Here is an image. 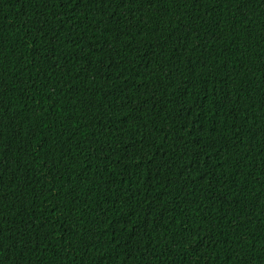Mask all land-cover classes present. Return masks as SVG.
Segmentation results:
<instances>
[{"label":"trees","instance_id":"obj_1","mask_svg":"<svg viewBox=\"0 0 264 264\" xmlns=\"http://www.w3.org/2000/svg\"><path fill=\"white\" fill-rule=\"evenodd\" d=\"M0 264H264V0H0Z\"/></svg>","mask_w":264,"mask_h":264}]
</instances>
